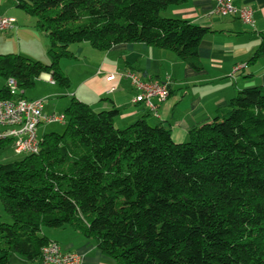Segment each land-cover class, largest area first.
Segmentation results:
<instances>
[{
	"label": "trees",
	"instance_id": "16d2710c",
	"mask_svg": "<svg viewBox=\"0 0 264 264\" xmlns=\"http://www.w3.org/2000/svg\"><path fill=\"white\" fill-rule=\"evenodd\" d=\"M184 1L12 0L48 38L50 63L0 55V77L23 93L43 73L68 88L59 61L82 42L99 51L143 43L199 70L209 29L161 16ZM263 56L264 32L247 63ZM15 97L0 90V100ZM63 114V133L44 134L37 154L0 164L11 218L0 222V264L13 254L41 264L51 242L43 227L78 232L115 264H264V87L238 91L179 144L144 117L117 128L116 110L75 98Z\"/></svg>",
	"mask_w": 264,
	"mask_h": 264
},
{
	"label": "crops",
	"instance_id": "0c3cea01",
	"mask_svg": "<svg viewBox=\"0 0 264 264\" xmlns=\"http://www.w3.org/2000/svg\"><path fill=\"white\" fill-rule=\"evenodd\" d=\"M231 2L238 8L249 7L252 10V26L243 24L236 17L212 14L213 0H185L161 13L163 17L186 20L209 29L198 47L199 70L186 65L169 51L143 43L118 44L107 51H99L82 42L68 47L74 56L71 66H76V71L80 68L78 66L84 68V72L74 79L69 72L63 71L70 82L68 88L58 86L49 74L43 73L33 87L24 91L23 96L27 100H43L45 114L63 113L72 98L87 104L95 112L116 110L114 125L117 128L144 117L150 126L168 129L174 143H184L190 129L210 122L215 110L238 91L264 87V56L254 63H247L258 47L260 33L264 32V0ZM5 4V0H0V14L14 19L15 24L8 31L0 32L4 34L0 36V55L13 54L9 47L13 41L11 36L21 35L23 30L18 23L28 21L6 8ZM126 70L134 72L142 80L169 84V95L165 100H151L157 116L142 103L132 102L137 90L123 76ZM111 76L114 78L109 80ZM5 84L6 81L0 77V90ZM51 124L57 123H40L37 126L39 140L51 132ZM41 234L56 242L62 252L78 254L80 264H115L93 240L70 228L55 232L41 230ZM9 263L28 264L15 255L9 257Z\"/></svg>",
	"mask_w": 264,
	"mask_h": 264
},
{
	"label": "built area",
	"instance_id": "2783aa9c",
	"mask_svg": "<svg viewBox=\"0 0 264 264\" xmlns=\"http://www.w3.org/2000/svg\"><path fill=\"white\" fill-rule=\"evenodd\" d=\"M214 8L211 13L220 16H232L239 19L245 25L253 24L252 10L249 7L233 5L231 0H213ZM14 19L0 16V32L13 28ZM137 90L132 99L133 103H142L150 112L156 114V107L152 99L165 100L169 95L168 83L158 81H145L132 72H124L123 75ZM114 76L109 77L112 80ZM52 82V81H51ZM6 87L13 99L0 100V141L11 140V148L15 154H37L39 151V139L37 138V126L40 123L64 124L63 113L45 114L44 101L41 99L27 100L16 94H22L18 90L13 79L6 81ZM41 264H80L79 255L76 253L62 252L56 242H49L41 251Z\"/></svg>",
	"mask_w": 264,
	"mask_h": 264
},
{
	"label": "rangeland",
	"instance_id": "374dc122",
	"mask_svg": "<svg viewBox=\"0 0 264 264\" xmlns=\"http://www.w3.org/2000/svg\"><path fill=\"white\" fill-rule=\"evenodd\" d=\"M5 2H6L5 4L6 8H10L14 13H18V15H21V17H23L24 19H28L27 22L22 21L18 23L19 24L18 26L23 30V32L21 35L14 34L13 36H11L13 38V41H12V44H10L9 46L10 52H13V54L15 55H20L32 61H38V62H41L42 64H49L50 63V58L48 56L49 40L45 34H43L42 32H40L39 30L35 28V18L29 17L25 15L23 12H21L20 10H18L17 8H15L14 4L10 0H5ZM0 16H3V15L0 14ZM0 36L3 37L4 34L0 33ZM1 45L2 43H0V46ZM73 45H77V43L71 44L69 45V47H72ZM68 50L70 51L71 48H68ZM79 60L81 61V57L79 58ZM59 62H60L59 68L62 71V73L64 71L66 72V74H68L69 72V76L73 79L76 78V76L79 77L84 72L83 66H78L80 67L78 71H76V66H71L72 65L71 58H68V57L62 58L60 59ZM49 127L52 130L51 132H48L47 134L49 133L62 134L65 128V124H61V123L51 124V126ZM23 157L24 155L22 154H15V152L11 149V147H6L5 149L0 151V164H7V163L20 161ZM0 222H4L7 224L11 223V218L4 211L1 202H0ZM41 230L51 231V232L57 231V230L46 228V227L41 228ZM15 257L18 258L19 256L15 255Z\"/></svg>",
	"mask_w": 264,
	"mask_h": 264
}]
</instances>
